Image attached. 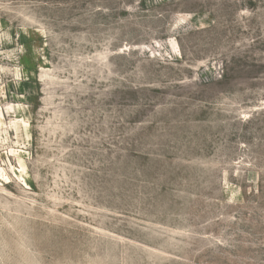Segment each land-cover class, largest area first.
Returning a JSON list of instances; mask_svg holds the SVG:
<instances>
[{
    "label": "rangeland",
    "instance_id": "obj_1",
    "mask_svg": "<svg viewBox=\"0 0 264 264\" xmlns=\"http://www.w3.org/2000/svg\"><path fill=\"white\" fill-rule=\"evenodd\" d=\"M0 264H264V0H0Z\"/></svg>",
    "mask_w": 264,
    "mask_h": 264
}]
</instances>
